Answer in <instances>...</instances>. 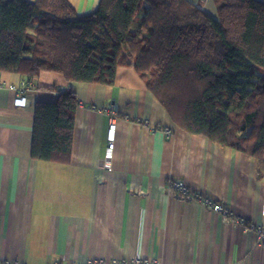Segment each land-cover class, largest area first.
<instances>
[{
  "label": "crops",
  "instance_id": "crops-1",
  "mask_svg": "<svg viewBox=\"0 0 264 264\" xmlns=\"http://www.w3.org/2000/svg\"><path fill=\"white\" fill-rule=\"evenodd\" d=\"M68 1L78 16L99 3ZM187 1L216 15L212 0ZM21 83L27 90L19 100L10 86ZM56 88L72 89L79 102L67 164L30 157L35 105L54 102ZM102 108L116 113L110 151ZM138 118L150 128L135 124ZM169 180L222 203L236 220L171 194ZM250 224L264 230V171L257 160L178 128L132 66L119 67L111 85L68 82L51 71L30 82L0 72V260L264 264Z\"/></svg>",
  "mask_w": 264,
  "mask_h": 264
},
{
  "label": "trees",
  "instance_id": "trees-1",
  "mask_svg": "<svg viewBox=\"0 0 264 264\" xmlns=\"http://www.w3.org/2000/svg\"><path fill=\"white\" fill-rule=\"evenodd\" d=\"M212 1L215 16L187 0H99L78 16L68 0H0V72L111 85L130 65L178 128L263 172L264 2ZM55 90L35 105L30 157L67 164L79 102Z\"/></svg>",
  "mask_w": 264,
  "mask_h": 264
},
{
  "label": "built area",
  "instance_id": "built-area-1",
  "mask_svg": "<svg viewBox=\"0 0 264 264\" xmlns=\"http://www.w3.org/2000/svg\"><path fill=\"white\" fill-rule=\"evenodd\" d=\"M10 89L14 90L18 96L19 100H22L23 94L26 92L27 87L24 83H21L20 86H10ZM101 112L106 114L109 117V131L110 135L108 136V151L112 149V141L114 136V129L115 124L112 122V120L115 119L116 113L112 108H102L100 109ZM134 123L142 126L144 128H150L149 122L146 119L138 118L134 120ZM164 135L171 136L172 133L168 128L161 129ZM111 156V153L108 152L105 155V158L108 160ZM105 167H108L105 165ZM168 192H170L173 195H178L183 199H187L190 202L196 203L199 206H201L204 209L210 210L212 212H215L218 214L223 220L226 222L235 221L236 219H233L231 210L223 205L220 202H217L215 200H212L210 197H207L203 194L197 193V192H191L189 188H187L183 181L181 180H169L167 184ZM247 230L253 232L256 236V239L258 240L259 244L261 245L262 249L264 250V230L262 228H259L258 226H255L254 224H250L248 227H246ZM146 261H143L140 258L132 257L127 259H105V258H98V259H86L79 262H74L71 264H145ZM148 263V262H147ZM0 264H24L20 262V260H0ZM50 264H69L68 261L66 262L63 259H56Z\"/></svg>",
  "mask_w": 264,
  "mask_h": 264
}]
</instances>
